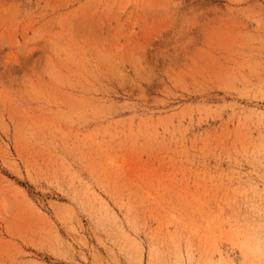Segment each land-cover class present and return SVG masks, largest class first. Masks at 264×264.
<instances>
[{"label":"rangeland","instance_id":"1","mask_svg":"<svg viewBox=\"0 0 264 264\" xmlns=\"http://www.w3.org/2000/svg\"><path fill=\"white\" fill-rule=\"evenodd\" d=\"M0 264H264V0H0Z\"/></svg>","mask_w":264,"mask_h":264}]
</instances>
